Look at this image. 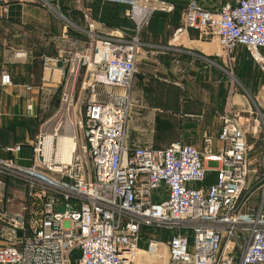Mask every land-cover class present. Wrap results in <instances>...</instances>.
Listing matches in <instances>:
<instances>
[{
    "label": "built area",
    "instance_id": "2783aa9c",
    "mask_svg": "<svg viewBox=\"0 0 264 264\" xmlns=\"http://www.w3.org/2000/svg\"><path fill=\"white\" fill-rule=\"evenodd\" d=\"M101 1L123 5L125 16L139 27L152 11L150 2L158 0ZM183 29L210 30L226 54L244 46L264 70V0H229L215 13L188 5L174 35ZM139 46L137 34L113 29L93 35L76 53L70 71L84 66L87 79L80 87L90 91L80 117L69 121L79 154L75 149L69 162L56 154L60 135L68 133L63 114L74 106L70 89L63 93L57 122L35 136L30 164L0 159V264H67L72 249L78 251L76 264H130L142 235L159 230L170 233V264H264V165L256 177L263 180L260 195L249 201L257 188L244 198L250 163L237 117L221 115L217 147L210 137L201 148L180 141L127 146ZM41 61L50 69L67 60L45 54ZM0 82L14 86L6 70ZM98 83L126 90L101 95L94 88ZM16 88L25 94L33 86ZM25 109L34 115L30 97ZM20 148V143L4 147L7 152ZM209 173L214 178L207 182ZM12 181L24 186L22 194L11 188ZM157 243L148 238L147 249L155 251Z\"/></svg>",
    "mask_w": 264,
    "mask_h": 264
},
{
    "label": "crops",
    "instance_id": "0c3cea01",
    "mask_svg": "<svg viewBox=\"0 0 264 264\" xmlns=\"http://www.w3.org/2000/svg\"><path fill=\"white\" fill-rule=\"evenodd\" d=\"M48 1L45 5L44 0H4L0 7V74L6 70L14 82V86L0 82V159L11 158L23 165L30 164L35 136L52 127L61 116L66 90L71 89L75 97L73 109L66 117L75 119L80 115L90 91L74 88L77 76L81 82L87 79L84 66L78 67L75 74L70 71L76 53L89 46L93 35L113 29L125 31L112 23L113 6L121 7L125 16L122 5L101 0ZM226 1L229 0L150 2L152 11L141 35L137 72L131 85L133 107L127 125V146H166L180 141L201 148L205 137H210L217 147L221 115L240 117L246 112L249 118L264 116V70L244 46L236 45L230 53H223L208 29H183L174 35L175 29L182 25L188 5L199 4L215 13ZM71 11H76L75 16ZM89 23L92 30L87 28ZM18 51L25 54L17 55ZM45 54L59 55L67 61L47 69L41 61ZM226 59L231 66L227 65L225 70ZM241 61L247 65L244 71L238 69ZM88 80L92 83L91 78ZM144 80L150 82L151 91L143 89ZM161 83L172 85V90L161 92ZM15 85L33 88L23 94ZM94 88L101 95L111 90L102 83ZM180 88L184 89V95ZM28 97L34 115L27 114L25 109ZM251 128L261 127L256 123ZM16 143L21 144L18 152L5 151L4 147ZM247 145V159L253 169L256 159H264V148L249 141ZM213 178L209 173L206 181ZM144 242L143 237L142 248L132 264L169 263V256L164 258L161 254L162 250L166 253L163 242L153 252L145 250Z\"/></svg>",
    "mask_w": 264,
    "mask_h": 264
},
{
    "label": "rangeland",
    "instance_id": "374dc122",
    "mask_svg": "<svg viewBox=\"0 0 264 264\" xmlns=\"http://www.w3.org/2000/svg\"><path fill=\"white\" fill-rule=\"evenodd\" d=\"M117 8L118 7H116V6H113V8H112V22H113V25L125 29V32L128 35H130V36H133V35L137 34L138 39L140 41L141 40V35H142V33H143L148 21L146 20L139 27H137L136 23L133 20H131V19H129V18H127V17H125L123 15L121 7H119L120 9L119 8L117 9ZM144 24H145V26H144ZM140 47H141V45L139 46V48ZM227 59H226V62H225V70H226L227 65L231 66V64H229ZM234 65H236V63ZM246 68H247V65L243 64L242 61H241L240 64L238 65L239 71H244V70H246ZM80 82H81V79L79 78V76H77L76 81H75V86H74L75 89H77L76 88L77 86L80 87ZM150 85L151 84H150L149 81H147V80L143 81L142 86H143V89L145 91H151ZM241 86L242 87H240V89L243 90L244 85H241ZM109 88L111 89L112 93H115V94L123 93L126 90V89H124V87H122L120 85H111ZM131 88H132V86H131ZM159 90L161 92L169 93V91L172 90V85H170L168 83L167 84L166 83H161V89H159ZM86 91H88V90H86ZM130 92H131V89H130ZM180 92H182L183 95L185 94L184 89H181ZM71 109H73V106L71 107ZM252 111H253V109H252ZM258 115H259V113H258ZM78 117H80V115ZM234 117H237V119H241V122L244 123V127L243 128L244 129L247 128V130H245V132H246L245 133L246 134L245 135L246 136V141H249L253 145H256V146L257 145H261L264 148V129L262 127L264 125V116H262V115L261 116L260 115L259 116L252 115V117L249 118V115H247V113L244 112V113H242V115H240V117L237 116L236 114L234 115ZM65 120L74 122L75 119H73V118L70 119V118L66 117V115L63 114V120L62 121L64 122V124H65ZM241 122H240V124H241ZM256 123H258L261 128L257 129V130H252L251 126L256 124ZM79 151H80L79 150V146L77 145L76 153L79 154L80 153ZM81 156H82V159H80V160H81L83 166L86 169H89L90 168V160H89L88 156L86 154H82ZM263 165H264V159H256L253 162V164H252V166H255V168H253V169L250 168V171L248 173L247 186H246L247 189L243 193L244 194V198H246L247 193L250 190L257 188L255 193H253V195L250 198H248L249 201L252 200L253 202H255V201L257 202V199H258V197L260 195L261 187H259V185H261L263 183V180L258 181V178H256V177H257V175L258 176H262V171H263L262 167H263ZM249 167H250V165H249ZM10 186H11V188L13 190H16V191L20 192V194H22V192H24V186L22 184L18 183V182H13L12 181L10 183ZM21 201H22V199L19 198L17 202H21ZM143 237L145 238V242L144 243H146V245H145L146 247H144V248H145V250L148 251V249H147V240L146 239L153 238V234L152 235L148 234V233L146 235L144 234V235H142L141 240H142ZM169 237H170V233L166 232L165 230L156 231V234L154 235V239H156V241H158L159 244L162 243V242H163V244H165L166 253H163V250L161 252V254L164 256V258H167V255H168V252H167V250H168L167 249V241H168ZM141 240H140V242L138 244L139 247H138L137 254L139 253L140 249L142 248ZM158 243H157V245H158ZM137 254H136V256H137ZM77 256H78L77 249L69 250L68 251L69 260H68L67 264H76ZM136 256H135V258H136ZM135 258L130 261V264L133 263ZM166 264H170V262L166 263Z\"/></svg>",
    "mask_w": 264,
    "mask_h": 264
},
{
    "label": "bare ground",
    "instance_id": "6f19581e",
    "mask_svg": "<svg viewBox=\"0 0 264 264\" xmlns=\"http://www.w3.org/2000/svg\"><path fill=\"white\" fill-rule=\"evenodd\" d=\"M65 131L68 133L66 135L61 134L58 139L56 154L57 158L61 161L69 162L74 150L76 149V141L72 137L74 133V127L67 120H65Z\"/></svg>",
    "mask_w": 264,
    "mask_h": 264
},
{
    "label": "trees",
    "instance_id": "16d2710c",
    "mask_svg": "<svg viewBox=\"0 0 264 264\" xmlns=\"http://www.w3.org/2000/svg\"><path fill=\"white\" fill-rule=\"evenodd\" d=\"M111 4H113V3H111ZM115 5H120V4H115ZM122 6H123V5H122ZM70 13H71V15L75 16L76 11H71ZM80 20H81V19H80ZM112 23H113V22H112Z\"/></svg>",
    "mask_w": 264,
    "mask_h": 264
},
{
    "label": "water",
    "instance_id": "95a60500",
    "mask_svg": "<svg viewBox=\"0 0 264 264\" xmlns=\"http://www.w3.org/2000/svg\"><path fill=\"white\" fill-rule=\"evenodd\" d=\"M58 210H61L62 211L63 210V207H59Z\"/></svg>",
    "mask_w": 264,
    "mask_h": 264
}]
</instances>
